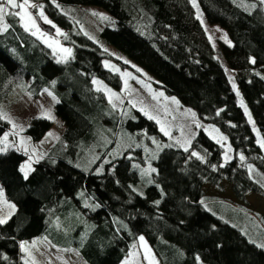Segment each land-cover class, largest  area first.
Listing matches in <instances>:
<instances>
[{
    "label": "trees",
    "instance_id": "trees-1",
    "mask_svg": "<svg viewBox=\"0 0 264 264\" xmlns=\"http://www.w3.org/2000/svg\"><path fill=\"white\" fill-rule=\"evenodd\" d=\"M197 1L208 22L224 29L231 41L220 45L226 64L191 0H41L49 20L65 30L62 43L72 50L66 62H58L47 45L25 31L19 17L7 16V29L0 27V111L23 82L33 98L49 88L58 99L55 112L64 132L27 179L20 171L25 154H0V186L16 205L0 225V264H25L20 245L44 238L55 247L77 250L89 264H121L141 236L160 264H264V248L216 209L227 204L253 218L245 211L248 197H264V187L249 171L252 166L264 175V5L259 0H245L243 6L232 0ZM251 4L256 7H246ZM69 8L105 11L114 26L104 27L102 38L154 76L155 86L223 132L233 158L224 163L223 146L203 128L185 150L170 144L158 123L133 104L114 108L93 81L122 91L121 75L105 63L126 64L83 32L64 11ZM52 125L49 118L37 117L27 132L38 142ZM9 129L8 120L0 119V139ZM123 133L161 145L153 161L154 182L144 194L135 188L140 167L156 152L137 144L117 156ZM93 152L97 158L83 163ZM225 186L237 206L229 197L207 195L209 187L222 193ZM260 220L264 225V217Z\"/></svg>",
    "mask_w": 264,
    "mask_h": 264
},
{
    "label": "rangeland",
    "instance_id": "rangeland-1",
    "mask_svg": "<svg viewBox=\"0 0 264 264\" xmlns=\"http://www.w3.org/2000/svg\"><path fill=\"white\" fill-rule=\"evenodd\" d=\"M232 1L239 6H243L242 3L244 2L246 3L245 0ZM30 3L42 5L41 0H30ZM196 3L199 9V11H197V8L194 7L196 16L200 15L202 17L204 21L202 25L206 31L208 38L211 37V39L209 40L212 42L214 49L216 50V55L221 60V62L226 64L225 57L222 51H220V45H231V41L224 29L217 25H211L208 22L197 0ZM29 11L33 13L36 18L37 25L40 27L41 31L46 34L47 37H50L52 40L58 41L61 47L71 49L70 47L65 46L62 43V35L57 34V29H59L61 33L65 32L62 27L53 23L52 21L51 24L45 23L44 20L39 16V8L29 9ZM64 11L70 17H72L74 22L80 27L83 32H85L89 37L97 42L102 48L109 51L115 58L126 64L123 65L117 62L110 61L106 62L107 65L110 66L107 68L121 75L123 79L122 91L114 89L112 86L101 79H95L96 81L101 82L100 85L95 84V88L97 89V87H100L101 90L107 95L108 99L110 93L115 94L114 96H112V106L113 104H115V108L121 109L125 106V104L129 103L133 104L135 108H138L142 112H147L149 115L155 117L154 120L156 122L157 120L160 121V123H158L160 128L163 127L170 134L166 135L170 140V144L179 146L184 149L191 148L196 133L199 131V129L203 128L211 136L212 139H214L216 142L220 141L219 144H221L225 150L224 163H227L233 158V150L229 143V139L223 132H221L214 124L202 122L194 109L183 106L176 97L167 94L162 88L155 86V83H158V80L154 76L149 74L137 63L127 57L124 53L117 50L114 46H112L104 38H102V29L104 27L114 26L113 20L105 11L99 8H86L85 11L79 10L77 8H69ZM94 12L99 13L100 15H92V13ZM43 13L46 16L44 9ZM7 16L5 17L4 23H7ZM101 16H106L108 17V19H102ZM47 19L49 20L48 17ZM21 23L23 25L22 21ZM53 25H55V27H53ZM2 28L3 27H1V29ZM225 36L227 37L228 42L225 41ZM39 39L48 46V44L44 42L43 38ZM49 48L53 51L57 61L60 60L61 62H64L65 59L67 61L70 58V56H66V54L64 53L54 51L52 47ZM137 69H139L140 71H137ZM125 73H127L128 75H125ZM233 83L236 86L234 88L235 91L239 93L237 95L239 96L240 104H243L244 110L245 108H247L248 111L246 114L248 118L249 115L251 116V123L253 125V128L257 136L260 138V133L254 123V119L250 110L246 106V103L240 92V88L235 81H233ZM27 86L28 82H23L21 85H19L6 99V101H4L2 110L6 114V119L8 121L10 119L14 124L18 126L14 129L12 124H10V129L6 132L10 134L9 144L12 145L8 150H17V146L19 145L21 138H23L26 141L24 147L28 149V155L25 154L24 148H20V150L17 151L27 156V159L23 162L22 165L29 163V156L31 155V168L33 169L34 163H37L40 158L44 156L50 150V148L61 138L64 132V126L61 119H59L55 112V105L58 99L55 96L54 92L51 89L47 88L41 93L38 98H33L26 91ZM105 89L110 90V93ZM49 93H51L52 95H49ZM53 96L56 98L55 100H53ZM193 113L195 114L194 117ZM46 114L52 117V119H50L53 122L52 128L47 132L42 140L34 142L32 137L28 134L27 130L31 126L32 121L35 118L46 117ZM20 127L23 128V131H20ZM214 129L218 131H213ZM48 133H52L53 135L48 136ZM221 136L225 137L226 139L220 140ZM154 141V144H149L142 138L137 139L134 138V136L130 133H123L120 137V140L118 141V147L115 151V154L119 156L122 155L124 150H126L128 147L139 144L140 146H146L147 149H149L150 153L156 152L155 155L149 159L148 164L140 167L141 182L135 188L142 194H144L147 187L154 182L153 173H150L149 175L141 174L144 170L149 168V165H151L152 168H155L153 166V161L156 159V154L160 151L161 145L158 141ZM226 155L228 157L227 160H225ZM97 156L98 154L94 155V152L87 153L86 157L88 158V160H86L85 158V161H83V163L87 164L90 161H94ZM251 169L252 171L250 173L253 178L260 182V184L264 185V175L252 166ZM149 181H151V183H149ZM0 189H2L1 186ZM224 189L225 191L221 193L219 191H216V189L209 187L207 189V195L218 196L221 198H224V196L231 198L232 196L230 188L228 186H225ZM231 199V205L237 206L238 203L234 200V198ZM4 200L7 199L3 191V197L0 198V215H7L9 212H11L12 216L16 211V205L13 202H9L7 200L8 203L15 205L14 210L9 209L7 205L3 203ZM248 202V208L245 211H248L247 213L251 214L253 218H249L247 217V215H241L238 212H234L232 209H229L228 206H224L227 204L219 206L216 209L219 210L220 208V216L233 225L237 226L252 241L256 242L259 245L264 244V225L260 220L261 217H264V197L258 195H250L248 197ZM26 243L27 251L23 250V258L25 259V261H28V264H32V261H35V264H89L77 250H66L63 248L55 247L49 239H38ZM150 248L153 251L151 252V254L153 253L152 256L154 255L153 257L155 261L157 262V264H160L154 250L151 246ZM125 262H127V264H149V261L145 259V249L142 246L141 241L138 242V244L132 249L130 255L121 264H125Z\"/></svg>",
    "mask_w": 264,
    "mask_h": 264
},
{
    "label": "snow or ice",
    "instance_id": "snow-or-ice-1",
    "mask_svg": "<svg viewBox=\"0 0 264 264\" xmlns=\"http://www.w3.org/2000/svg\"><path fill=\"white\" fill-rule=\"evenodd\" d=\"M259 3L261 5H264V0H259ZM192 4L193 7L197 8V11H199L198 9V5L196 3V0H192ZM246 7H251V8H255L256 5L255 4H251V5H247ZM33 8H39V16L41 19L44 20L45 23L51 24V21H49L47 19V17L44 15L43 13V6L42 5H36L33 3H30V0H0V27H3L5 30L7 29L8 25L6 23H4L5 17L7 15H12L15 17H19L20 21L23 22V27L25 29V31H31V34L33 36H37V38H43L44 42L48 44L49 47H52L54 51H59L61 53L66 54V56H71L72 52L71 49L69 48H63L59 45L58 41L52 40L50 37H47L46 34L44 32L41 31L40 27L37 25L36 23V18L33 15V13L31 11H29V9H33ZM92 15H100L99 13H92ZM102 19L107 20L108 17L106 16H101ZM197 19H200L201 23L203 24L204 21L202 19V17L200 15L197 16ZM53 27H55V25H53ZM34 29V31H33ZM57 34L58 35H63V33H61L59 31V29H57ZM209 39H211V37H209ZM225 41H227V37L225 36ZM58 62H61L60 60H58ZM64 62H66V59L64 60ZM252 63H255V60L252 61ZM106 67H110L109 65H105ZM118 71V69H117ZM137 71H140L139 69H137ZM125 75H128L127 73H125ZM94 84L100 85L101 82L100 81H93ZM235 84L233 83V88H235ZM97 91H100L101 88L97 87L96 89ZM106 91H108L110 93V90L105 89ZM239 94V93H237ZM49 95H52L51 93H49ZM114 93H110L109 94V102H112V96H114ZM162 95V94H161ZM56 98L53 96V100H55ZM58 102V101H57ZM115 104H113V107L115 108ZM243 107V104L241 105ZM247 108H245V112L247 113ZM145 115H148L149 119H155V117L149 115L147 112H145ZM195 116V114L193 113V117ZM6 114L3 113L2 111H0V119H5ZM46 118L52 119V117L48 114H46ZM249 121L251 122V116L249 115ZM10 124H12L13 128H17L18 126L16 124H14L10 119L8 121ZM157 123H160L159 120H157ZM20 131H23V128L20 127ZM161 131H163L165 133V135H170L163 127H161ZM213 131H218V130H213ZM15 134V133H12ZM9 133H5L3 135V138L0 139V153H4L7 152L9 147H11L12 145L9 144ZM52 133H48V136H52ZM226 139L225 137L221 136L220 140H224ZM155 143V141H153ZM218 143L220 141H217ZM26 141L21 138L19 145L17 146V150H20V148H24V152L26 155H28V149L24 147ZM260 146L261 148H264V140L260 141ZM185 150H187V148H185ZM192 155L194 156H198L197 153L193 152ZM199 159H203V157H199ZM228 157L227 155L225 156V160H227ZM240 159L243 161L244 160V156L241 155ZM31 160L32 157L31 155L29 156V163L22 165L20 168V171L24 174L25 179H27L28 174L30 171H32L33 169L31 168ZM249 171L251 172V166H249ZM156 172L155 168H152L151 165H149V168L144 170L141 174L142 175H149L150 173H154ZM149 183H151V181H149ZM262 187H264V185H262ZM3 197V189H0V198ZM3 203L5 205H7V207L9 209L14 210L15 209V205L14 204H10L8 203L7 200H4ZM157 203H159V201H157ZM201 203H203V201H201ZM87 206V205H86ZM11 212H9L7 215H0V225L6 224L8 219L11 216ZM141 244L145 249V259H147L149 261V264H157V262L155 261L154 257L151 254V249L147 246L146 241L144 240V237L141 236L140 238ZM35 243V242H34ZM34 246V245H33ZM21 250L27 251V243L25 242L24 244L20 245ZM258 247H262L264 248V244H260L258 245ZM25 264H28V261L25 262ZM32 264H35V261H32ZM125 264H127V262H125Z\"/></svg>",
    "mask_w": 264,
    "mask_h": 264
}]
</instances>
